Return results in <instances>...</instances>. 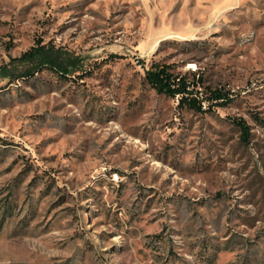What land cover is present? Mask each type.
<instances>
[{
    "label": "rangeland",
    "instance_id": "rangeland-1",
    "mask_svg": "<svg viewBox=\"0 0 264 264\" xmlns=\"http://www.w3.org/2000/svg\"><path fill=\"white\" fill-rule=\"evenodd\" d=\"M153 63L232 100L181 106ZM255 115L264 0H0V264H264Z\"/></svg>",
    "mask_w": 264,
    "mask_h": 264
},
{
    "label": "trees",
    "instance_id": "trees-1",
    "mask_svg": "<svg viewBox=\"0 0 264 264\" xmlns=\"http://www.w3.org/2000/svg\"><path fill=\"white\" fill-rule=\"evenodd\" d=\"M22 59L35 61L39 59L41 70L43 67H50L55 70L58 74L67 76L72 68L75 66L74 60L64 61L60 56L53 55V50L44 44L39 43L38 45L32 46L26 51ZM35 74V71L31 72ZM193 77L190 79L187 76L176 74L172 71L170 64L153 63L145 72V80L159 93H163L168 96H178V102L181 106H187L190 109L196 111H204L203 102L210 100L217 105H226L232 99L231 97L223 92L221 89H213L211 91V98L200 97L198 86L200 85V78H196L197 72H193ZM215 100V101H213ZM219 100V101H218ZM255 120L259 124L264 126V117L259 115L254 116ZM234 122L242 131V139L245 142L249 141L250 137V126L243 118L235 119Z\"/></svg>",
    "mask_w": 264,
    "mask_h": 264
}]
</instances>
